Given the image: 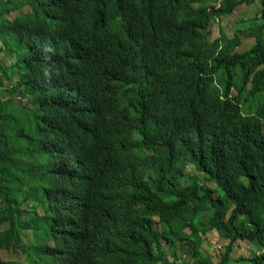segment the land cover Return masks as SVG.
<instances>
[{"label": "trees", "instance_id": "1", "mask_svg": "<svg viewBox=\"0 0 264 264\" xmlns=\"http://www.w3.org/2000/svg\"><path fill=\"white\" fill-rule=\"evenodd\" d=\"M137 1L143 13L160 0ZM175 1L182 25L195 34L242 2H253L220 0L209 8L192 5L200 0ZM258 2L252 24L239 21L233 36L221 28L211 42L199 38L184 85L188 95L196 85L203 88L205 108L188 138L151 149L129 138L132 148L118 144L108 132L116 109L105 99L94 105L98 125L81 123L70 98L84 89L76 67L80 51L67 53L59 5L0 0V87L11 86L0 101V244L7 253L21 251L28 262L0 257V264L49 263L39 260L54 254L66 233H57L54 223L66 214V222L79 221L84 211V231L94 233L113 264H264V0ZM67 28L80 36L75 25ZM242 33L253 44L239 51ZM17 94L25 103L13 100ZM110 151L115 153L107 156ZM188 164L197 173L187 175ZM212 181L219 190L209 186ZM27 227L33 231L24 239ZM209 232L222 242L216 259L202 248ZM237 241L259 250L234 259Z\"/></svg>", "mask_w": 264, "mask_h": 264}, {"label": "clouds", "instance_id": "2", "mask_svg": "<svg viewBox=\"0 0 264 264\" xmlns=\"http://www.w3.org/2000/svg\"><path fill=\"white\" fill-rule=\"evenodd\" d=\"M47 1L50 5H59L62 11L61 26L68 33V55L72 48L80 51L76 56V67L79 66V73L83 75L84 89L77 88L70 98L76 101L77 115L82 124L98 125L92 121L97 115L94 105L105 99L116 109L108 132L116 135L121 146H129L130 139L137 147L160 148L174 143L175 138H188L191 135L190 128L205 108L201 98L203 88L196 85L192 94H186L184 74L186 65L197 61L199 38L203 36L211 42L218 37L219 33L210 38L211 20L205 28L198 27L199 33L195 34L192 29L182 25L178 12H175V0H160L155 9L143 13L138 11L137 0ZM219 1L213 0L207 4L205 0H200L192 5L210 8L218 6ZM13 13L16 12L10 14ZM176 20H179L178 24ZM67 25L71 28L75 25L80 36L73 37ZM88 26L93 27L92 31ZM44 75L49 77L47 68ZM200 75L203 73L200 72ZM212 84H215L214 80ZM6 87L1 86L0 93L7 95ZM95 91H101V95L97 97ZM230 92L233 94L232 89ZM22 98L15 101L25 103L26 98L24 101ZM0 99H7V96L2 98L1 95ZM113 153L115 151H110L107 156ZM79 175L85 180L93 178L92 174L87 178L85 172ZM84 216L85 211L81 213L79 221L76 216L74 220L71 218L66 222L67 214L66 218H58L59 221L53 226L57 233L64 228L65 237L58 242L56 252L47 259H40V262L113 264L108 252L100 244L99 247L94 233L84 231ZM22 223L26 226L30 224L25 219ZM5 229L6 226L3 231ZM25 229L26 235L22 238L28 239V234L33 230ZM47 236L48 242L53 243V236ZM14 251L9 253V258L27 262L21 251ZM4 254L8 253L1 249L0 244V257L3 260Z\"/></svg>", "mask_w": 264, "mask_h": 264}, {"label": "rangeland", "instance_id": "3", "mask_svg": "<svg viewBox=\"0 0 264 264\" xmlns=\"http://www.w3.org/2000/svg\"><path fill=\"white\" fill-rule=\"evenodd\" d=\"M205 2L207 4H210L213 2V0H205ZM196 5H199V3H197ZM259 9H260V3L258 2V0H253V2L251 3L242 2L238 7H236L232 11V13L229 16H222L221 18H219L218 21L216 19L211 20L209 22L210 38H214L215 36H217L221 28L225 31V33L229 37L233 36V33L237 29L236 27L238 26L237 23H239V21L241 20H244V22H246L247 25H251L253 21L252 19H254V17L258 15ZM14 14L15 13L6 14V16L10 17ZM259 22L260 21H258L257 23ZM241 37L244 42L238 47L239 51L245 48H249V46L253 44V39L248 35V33H242ZM5 86L9 87L10 84H5ZM22 90L23 88L21 87L19 89V93H21ZM2 98H6V96H2ZM19 99H21V97L19 95H16L15 100H19ZM22 99L24 101L25 97ZM185 172L187 175L191 173H197V171H195V168L191 164L187 165ZM199 176L201 177L202 175L199 174ZM208 184L212 188H216L217 190H219V187H216L215 182L212 181ZM220 245H222V242L221 241L217 242L215 233L213 232L207 233V236L204 237V240L202 242L203 250L206 251L207 253H211L215 257L214 259H216L217 257L216 255L220 251L219 248ZM258 250L259 249L257 247L245 241H237L233 249L232 255L234 259L237 258L238 256L249 257ZM180 255L184 260L187 261L191 260L187 252H180ZM10 256L11 255L9 253L7 255L4 254L3 258L7 259ZM228 264H245V263H241V261L239 260H231L229 261Z\"/></svg>", "mask_w": 264, "mask_h": 264}]
</instances>
